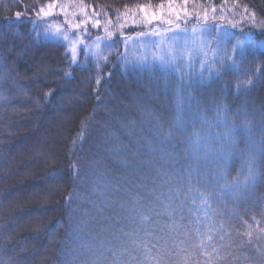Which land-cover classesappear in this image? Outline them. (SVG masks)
Listing matches in <instances>:
<instances>
[{
    "label": "trees",
    "instance_id": "1",
    "mask_svg": "<svg viewBox=\"0 0 264 264\" xmlns=\"http://www.w3.org/2000/svg\"><path fill=\"white\" fill-rule=\"evenodd\" d=\"M67 1L0 0V96L4 97L0 99V264H81L87 256L78 246L74 250V239L69 235L77 227L84 239L95 237L96 241L110 240L117 245L111 230L105 231L108 217L118 218L112 211L116 204L138 191L144 194L145 189L138 185H158L157 169L180 174L191 162L187 143L179 136L172 142L175 148L167 146L173 157L170 160L162 159L161 153L150 152L145 146L148 139H155L152 118L160 117L165 123L170 120L172 97L165 94L155 76L121 67V57L133 56L124 39H133L144 31L115 30L110 31L113 35L109 37L105 30L79 20L80 27L72 28L64 11ZM73 1L84 4L87 13L95 11L109 18L127 9L154 7L165 0ZM190 1L207 10L211 17L209 25L237 33L242 27L253 33L256 42L264 43V0ZM49 4L53 5L51 14L38 19L35 12L40 7L47 10ZM16 12L22 14L21 19L15 18ZM253 12L254 21L250 15ZM227 18H234L239 27L234 29L226 23ZM186 19L181 17L177 22L180 28L191 32L197 21ZM29 21L39 25L36 31ZM49 25L59 26L68 39L51 41L42 35L37 38V33H43ZM165 28L160 25L157 29ZM216 36L217 29L213 28L205 38ZM97 37H102L100 72L96 71L97 57L85 52L86 48L96 50ZM73 44L77 48L75 62ZM220 44L223 49L222 38ZM227 48L231 52L232 44ZM240 67L239 73L227 74L223 82L213 81L211 87H198L197 92L205 100L212 94L220 96L233 110L245 106L247 101L254 119L253 138L259 142L264 125L258 123L259 112L253 114L252 109L264 106V48L249 53ZM258 68L260 79L255 87L247 94H237V77L243 78L248 71L254 74ZM98 75L102 78L99 85ZM56 124L59 130L54 133L60 139L47 142L48 133L53 132ZM82 131L83 140L73 148L74 138ZM240 135L243 137V132ZM245 143L241 139L238 147L244 148ZM125 158L128 165L123 162ZM94 161L98 165L94 166ZM73 163L80 169L75 178ZM240 165V158L232 160L230 179ZM203 167L211 169L213 165ZM109 180L111 187L94 191ZM70 193L72 202L67 204ZM106 201L112 207L106 206ZM217 203L223 207V203ZM228 209L235 211L234 215L225 216L235 239H239L237 230H246L243 221L253 228L259 221V227H264V160L259 165L255 188L237 204L228 203ZM184 214L189 216L187 210ZM255 235L252 245L243 252L248 257L246 264H264V239L256 240Z\"/></svg>",
    "mask_w": 264,
    "mask_h": 264
},
{
    "label": "snow or ice",
    "instance_id": "2",
    "mask_svg": "<svg viewBox=\"0 0 264 264\" xmlns=\"http://www.w3.org/2000/svg\"><path fill=\"white\" fill-rule=\"evenodd\" d=\"M187 3L188 0H184V4ZM52 7V4L47 5V10L40 7L35 12L36 17H48ZM159 7V15L155 12L149 14L141 7L140 10L145 13V23L150 25L153 21H163L168 27L162 31L152 28L148 32L137 33V40L145 39L140 40V49L133 56L120 58L121 67L124 70L131 68L133 71H146L155 76L165 94L172 97L170 120L165 123L160 117L152 118L155 139H148L145 146L150 152L161 153L162 159L170 160L173 157L167 151V146L175 148L172 142L179 136L182 142L187 143L186 151L191 162L180 174L157 169L160 177L158 185L154 183L151 188L138 185L145 189L144 194L138 191L129 199L116 204L112 211L118 218L109 216L105 231L111 230L113 238L118 241L117 245H113L110 240L96 241L95 237L84 239L82 230L77 227L69 233L74 239V250L78 246V249H83L82 254L87 256L81 264H246L248 257L243 256L244 249L252 245L254 233L256 240L264 239V227H259V221H256V228L243 221L247 227L244 232L236 231L239 237L237 240L225 216L235 214L234 210L228 209V203L237 204L245 193L256 186L259 165L264 160V127L261 139L257 142L252 134L254 119L246 106L247 101L245 106L233 110L224 98L215 94L207 100L203 99L197 88L211 87L213 81L223 82L225 75L239 73L249 53L264 48V43L256 42L252 32H245L232 21L229 23H232L234 29L239 27L238 33L219 28L216 24L209 25L207 10L202 17L196 14L197 25L189 32L187 28H180L178 23L174 24L171 19L163 20L164 5ZM168 10L175 14L176 20L181 18L179 12H174L171 0ZM183 11L185 17L191 18V13L186 9ZM215 11L213 8L212 12ZM21 15L16 12L15 18L19 20ZM250 15L254 21L255 13ZM212 18L216 19L215 16ZM201 19L203 24L200 23ZM99 24V20H96L93 27ZM38 27L33 23V31ZM73 27L79 28L80 24ZM213 28L217 29V36L215 39H206ZM105 31L107 36L113 35L107 26ZM41 35L51 41H59L61 37L68 39L59 26L49 25L43 33H37V38ZM149 36L158 39H147ZM221 38L224 41L223 49ZM129 39H124L125 46ZM96 40V50L86 48L85 52L97 57L96 71L100 72L102 37ZM229 43L232 44L231 52L227 48ZM76 58L77 48L73 44V62ZM260 71L258 68L254 74L248 71L244 72L243 78L237 77L236 93L247 94L255 87L260 79ZM101 82L102 78L98 75L97 85ZM0 99L4 97L0 96ZM257 111L260 116L258 123L264 125V106L259 109L253 107L252 113ZM83 138L82 131L74 138L73 148ZM241 139L246 142L244 148L238 147ZM237 157L241 165L230 179L231 163ZM123 162L129 164L127 158ZM205 164H212L213 167H203ZM93 165H98V162L94 161ZM72 169L75 178L80 169L75 163ZM111 186L109 180L98 185L94 191ZM71 202L72 193L66 198L67 204ZM217 202L223 203V207ZM106 206L112 207L107 201ZM185 210L189 213L188 217L184 214ZM99 211L103 213L104 209Z\"/></svg>",
    "mask_w": 264,
    "mask_h": 264
},
{
    "label": "rangeland",
    "instance_id": "3",
    "mask_svg": "<svg viewBox=\"0 0 264 264\" xmlns=\"http://www.w3.org/2000/svg\"><path fill=\"white\" fill-rule=\"evenodd\" d=\"M174 12H179L180 16L182 18H184V9H186V11L188 13H191L192 16L191 18L196 19V14L199 13L200 16L202 17L205 10L201 7H199L198 5H196L195 3H193L192 1L188 0L187 5H184V1H177V0H171ZM168 4H169V0H165L163 5L164 8L162 10L163 12V20H168L171 19L173 21L174 24L178 23L175 17L174 13H169L168 10ZM161 4L151 7H143L145 9V11H147L149 14L155 12L158 15L161 13V9L160 6ZM86 6L84 4L75 2L73 0H68L67 3L65 4V13L67 14V18H69V20L72 22V28L73 25H76L78 23V20L80 21H84L87 23H90V25L93 27V23L96 20H99L100 24L98 27H95V29H101V30H105V27L107 26V30L108 31H112L114 32L115 30L118 31H123L126 30L127 28H133V29H137V30H143L144 32H148L149 29L152 28H160V25H165V27H168V24L163 23V21H153L150 25L145 23V13L142 12L140 9L141 7H138L137 9H127L123 12H121L120 14H114L111 15V17L109 18H104L102 16H100L98 13H96L95 11H89L88 13L85 12ZM115 12V11H114ZM213 13V12H212ZM65 14V16H66ZM187 18L186 20H190L191 18L185 17ZM210 16L208 13V20H210ZM240 20V19H239ZM109 21L111 23H109ZM179 21V20H178ZM197 21V19H196ZM200 21H203L202 19ZM226 23H229V21H232L235 23L234 18H227L225 19ZM79 23V24H80ZM232 24V23H229ZM233 26V25H232ZM94 28V27H93ZM169 35V34H168ZM141 40H144L145 38H140ZM147 39H158V37H154V36H149L147 37ZM126 49L128 51V53L130 52L132 55L135 54V52L139 51L140 49V40H137L136 37H134L133 39L131 38L130 41L127 42V46ZM59 130L58 129V125L56 124V126L53 128V132H49L47 136V142H54L57 139H60L59 137H56V133H54V131Z\"/></svg>",
    "mask_w": 264,
    "mask_h": 264
}]
</instances>
